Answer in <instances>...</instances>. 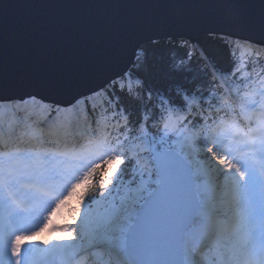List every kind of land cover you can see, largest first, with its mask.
<instances>
[{
    "label": "snow or ice",
    "instance_id": "6c2138e0",
    "mask_svg": "<svg viewBox=\"0 0 264 264\" xmlns=\"http://www.w3.org/2000/svg\"><path fill=\"white\" fill-rule=\"evenodd\" d=\"M200 32L221 37L228 68ZM261 57L264 0H0V264H264V126L241 122L237 156L218 123L224 96L225 116L264 113L250 87L252 73L264 84ZM229 78L248 91L233 95ZM197 129L187 159L167 143ZM150 133L146 169L133 145ZM76 189L70 222L54 224ZM53 199L39 233L58 246L25 247L39 234L29 206Z\"/></svg>",
    "mask_w": 264,
    "mask_h": 264
},
{
    "label": "trees",
    "instance_id": "16d2710c",
    "mask_svg": "<svg viewBox=\"0 0 264 264\" xmlns=\"http://www.w3.org/2000/svg\"><path fill=\"white\" fill-rule=\"evenodd\" d=\"M197 42H198L199 45L203 46V48L207 51L208 55L213 57V59L216 60V62L220 66H222L224 68H228L230 66L229 63H228L227 51L225 49L223 40L221 38L214 39L211 36H205L204 39H202L200 41H197ZM261 62H264V57H261ZM257 72L261 73V76H264V72L261 71L259 65L257 66ZM252 77H253L255 83L260 79L259 77H257L256 73H252ZM255 83H253V84H255ZM229 84H231V86H232V94L233 95H235L237 91H240L239 83L238 82L234 83L233 82V78H229ZM223 87L226 88L227 86L224 85ZM242 92L243 91H240L241 95H242ZM224 97H226L227 100L229 99V97H227V96H224ZM219 103H221V101H218V104ZM230 108H231V101L229 100V104H228V110L229 111H230ZM199 132L201 133L200 129L193 130L192 132H189L187 134V139H188L187 143H189L191 141L190 140L191 137H194V141L193 142L196 143L195 146H197V141L200 139L198 137ZM136 153L139 154L138 158H140L141 155L147 156L150 159V163H152L151 154L149 152H141V151H138L137 148H135V153L134 154H136ZM105 170H107V165H105ZM144 179H146V176L144 175V176L140 177V173H139L138 169H136L135 170L136 184L138 185L141 182V180H144ZM144 182L145 183H149V181H144ZM127 186L128 185H127V181H126L125 182V188H127ZM80 191H83V190L81 189ZM123 192H125V191L121 190L119 192V195L122 194Z\"/></svg>",
    "mask_w": 264,
    "mask_h": 264
},
{
    "label": "rangeland",
    "instance_id": "374dc122",
    "mask_svg": "<svg viewBox=\"0 0 264 264\" xmlns=\"http://www.w3.org/2000/svg\"><path fill=\"white\" fill-rule=\"evenodd\" d=\"M203 37V36H202ZM261 89H264V84L263 85H261V86H259L258 88H257V94H258V91H260ZM255 115H257V118H256V116ZM255 117V118H254ZM259 118H262L261 120H259ZM253 119L255 120V121H257V122H259V123H261V126H264V113H260L259 111H256V112H253ZM257 129H259V128H257ZM222 130H224L225 131V133H227L228 134V132H229V130H227L226 128H225V126H223V127H221L220 128V131L219 132H221ZM254 130L256 131V128H254ZM224 133V134H225ZM255 134L258 136L259 134H260V132L259 133H257V132H255ZM220 135H223V134H220ZM152 141H154V143H152V144H149V143H147V144H144V143H141V142H137V144H134L133 145V147H135V146H137L138 147V149L141 151V152H146V151H148L149 149L151 150L152 148H154V147H156L157 146V144L159 143V140H160V138H159V136H155V135H152L151 136V138H150ZM165 139H166V141H167V138L165 137ZM167 143H170L171 145L172 144H176L177 145V147L178 148H180V147H183L184 146V141L183 140H176V139H172V141H167ZM150 145H151V147H150ZM177 149V148H176ZM178 150V149H177ZM190 150H191V154H194V152H195V150H196V147L195 146H188V148H187V151H186V158H189L190 157ZM99 155V154H98ZM197 160H198V157L196 158ZM194 163H195V161H193ZM201 164L203 163L202 161L200 162ZM139 164L140 165H142L144 168H146V169H150L151 168V166H150V163H149V161H148V158L147 157H145V156H141V158H140V160H139ZM138 171H139V173H140V175H146V177L147 178H150L151 176L147 173V172H145V171H142V170H140V169H138ZM126 194H130V193H125V194H123V195H121V196H124V195H126ZM66 197V196H65ZM73 203L72 202H70L69 200L68 201H65V202H63L61 205H58V211L54 214V215H57V222H58V226H60V225H63V224H61L60 222H59V220L62 218V214L64 213V212H67L68 213V211H69V209H73ZM63 219V218H62ZM61 219V220H62ZM38 233H39V231H38ZM49 237V234H47L46 232H43V233H39L38 235H36L35 237H33V240H31L32 242H33V247L34 248H40V249H43V248H46V247H48V248H52V247H57V246H54V244H50V245H48V246H44V245H42L43 243V240H45V239H47Z\"/></svg>",
    "mask_w": 264,
    "mask_h": 264
},
{
    "label": "water",
    "instance_id": "95a60500",
    "mask_svg": "<svg viewBox=\"0 0 264 264\" xmlns=\"http://www.w3.org/2000/svg\"><path fill=\"white\" fill-rule=\"evenodd\" d=\"M10 2H15V0H10ZM36 2L41 4H49V3H66V2H73V0H36ZM86 2H105V0H86ZM204 34H210V32H200L194 34L196 41L199 40L201 36Z\"/></svg>",
    "mask_w": 264,
    "mask_h": 264
},
{
    "label": "bare ground",
    "instance_id": "6f19581e",
    "mask_svg": "<svg viewBox=\"0 0 264 264\" xmlns=\"http://www.w3.org/2000/svg\"><path fill=\"white\" fill-rule=\"evenodd\" d=\"M205 36H211L214 39L221 38L219 36H216V35H213V34L210 33V34H204L203 37L201 36L198 41L204 39ZM224 39H227V38L225 37Z\"/></svg>",
    "mask_w": 264,
    "mask_h": 264
}]
</instances>
